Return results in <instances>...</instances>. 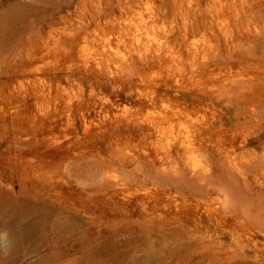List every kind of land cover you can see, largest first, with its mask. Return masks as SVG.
<instances>
[{"label":"rangeland","instance_id":"374dc122","mask_svg":"<svg viewBox=\"0 0 264 264\" xmlns=\"http://www.w3.org/2000/svg\"><path fill=\"white\" fill-rule=\"evenodd\" d=\"M0 264H264V0H0Z\"/></svg>","mask_w":264,"mask_h":264},{"label":"crops","instance_id":"0c3cea01","mask_svg":"<svg viewBox=\"0 0 264 264\" xmlns=\"http://www.w3.org/2000/svg\"><path fill=\"white\" fill-rule=\"evenodd\" d=\"M2 247H3V251H5L4 253L7 254V253L10 251L11 244L4 243V244L2 245Z\"/></svg>","mask_w":264,"mask_h":264},{"label":"bare ground","instance_id":"6f19581e","mask_svg":"<svg viewBox=\"0 0 264 264\" xmlns=\"http://www.w3.org/2000/svg\"><path fill=\"white\" fill-rule=\"evenodd\" d=\"M134 70H135V68H134Z\"/></svg>","mask_w":264,"mask_h":264}]
</instances>
